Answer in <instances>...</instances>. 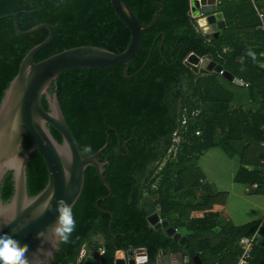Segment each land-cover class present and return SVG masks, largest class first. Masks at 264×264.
I'll list each match as a JSON object with an SVG mask.
<instances>
[{
  "label": "trees",
  "instance_id": "trees-1",
  "mask_svg": "<svg viewBox=\"0 0 264 264\" xmlns=\"http://www.w3.org/2000/svg\"><path fill=\"white\" fill-rule=\"evenodd\" d=\"M123 1L144 26L161 9L153 2L164 6L154 27L141 34L128 76L143 66L159 38L146 67L131 79L124 78V66H119L75 69L56 81L60 108L83 158L97 153L105 143L106 131L113 130L109 146L98 159L107 163L104 178L112 194L97 207L96 202L108 191L93 168L85 171L82 193L72 208L75 230L67 243L59 244L52 264H78L80 256L85 260L79 264H90L92 259L84 252L95 237L102 239L92 247L96 252L103 249L95 257L101 264H114L116 252L130 249H145L148 264H155L165 250L181 253L190 264L195 256L204 264H237L234 250L239 249L242 238L256 232L261 246L253 249L249 264H264V222L241 228L228 222L216 232L220 217L227 218L226 194L196 196V191L205 189L198 161L211 149H219L229 159L238 157L240 170L234 182L256 185L262 192L264 38L256 32V9L250 0L220 2L217 12L223 14L226 28L215 39L203 34L196 20L188 16L189 0ZM12 14H19L18 26L23 32L42 24L53 27V39L36 55L35 63L84 46L120 54L130 42V32L115 15L110 0H0V18ZM47 37L46 30L21 36L14 30L12 18L0 20V103L23 58ZM249 49L256 53L255 61L247 56ZM191 54L220 65L242 81L243 87L222 75L193 74L184 65ZM42 105L48 109L45 100ZM184 109L200 114L189 121L180 150L172 157L168 151ZM49 128L61 143L58 131ZM86 146L91 152L85 153ZM30 147L25 137L22 153ZM164 161L158 185L144 196L153 169ZM47 182L45 162L35 153L27 167L28 196L39 194ZM12 195L9 173L0 198L7 202ZM104 212L112 216L110 229L111 218ZM153 214L172 228L185 230L187 245L181 247L163 230L151 227L147 218Z\"/></svg>",
  "mask_w": 264,
  "mask_h": 264
},
{
  "label": "water",
  "instance_id": "water-1",
  "mask_svg": "<svg viewBox=\"0 0 264 264\" xmlns=\"http://www.w3.org/2000/svg\"><path fill=\"white\" fill-rule=\"evenodd\" d=\"M153 3L161 9L152 18L151 23L144 26L123 0H110L115 15L128 28L131 35L129 45L123 53L117 54L103 48L84 46L63 51L39 63H35V57L52 41L53 27L42 24L23 32L18 26L19 14L0 18V20L12 18L14 30L21 36L32 35L42 30L48 32L47 39L32 48L23 58L17 75L10 82L0 103V189L9 173L12 174L13 182L11 199L4 202L0 198V233L11 234L21 244L28 245L29 251L26 255L30 264H52L60 244L49 232L56 220L57 201L63 200L72 208L75 206L82 193L85 171L88 168L91 167L96 171L99 180L108 191V195L100 198L96 206L98 207L99 202L105 201L112 194L104 178V167L107 163H101L98 159L109 146V134L113 130L106 131L105 143L97 153L83 158L60 108L56 81L63 73L75 69L98 70L119 66H124L125 79L135 77L146 67L159 38L153 42L143 66L135 74L128 76L141 34L154 27L164 9L162 4ZM189 5L188 16L197 21L198 28L201 31L208 28L209 33L218 39L226 28V22L221 12H214L215 2L209 13H203V8L208 6V0H189ZM161 47L162 43L159 51ZM199 61L198 56L191 54L184 65L195 75L216 76L223 71L220 65L208 58H202V61ZM222 76L239 87L244 85L242 81L235 79L229 73L224 72ZM53 87L55 90L50 93ZM43 100L48 106L47 110L42 105ZM49 127L58 131L62 139L61 143L53 137ZM25 137L29 139L31 147L22 153ZM35 153H38L45 162L48 182L39 194L29 197L27 167ZM49 204L50 207L46 210ZM104 213L111 218L110 229L112 216L108 212ZM147 221L154 229L163 230L165 235L179 246L187 245V237L172 228L167 220H160L158 214L151 215ZM37 233H43V235L38 238ZM47 251L51 252V256L45 255ZM163 255H167V252L164 251ZM145 256H147L145 249L118 251L115 254L114 264H135V260L139 264H144L147 261ZM192 261L193 264H203L199 256L193 257ZM159 262L162 263V260L159 259Z\"/></svg>",
  "mask_w": 264,
  "mask_h": 264
},
{
  "label": "rangeland",
  "instance_id": "rangeland-1",
  "mask_svg": "<svg viewBox=\"0 0 264 264\" xmlns=\"http://www.w3.org/2000/svg\"><path fill=\"white\" fill-rule=\"evenodd\" d=\"M258 7L261 11H264V1L258 2ZM218 9L217 7H214V12H216ZM197 22V21H196ZM202 32V31H201ZM203 33V32H202ZM206 35H211L209 33ZM180 150V148H179ZM168 159V157L166 158ZM174 159V158H173ZM165 161L162 162L161 164L155 166L153 176L150 178V180L147 182L145 185V190H144V196L147 195L148 191L154 190L156 186L159 183L160 179V174L162 172V168L164 167ZM198 166L200 168V171L202 175H204V178L206 177L207 179H211V182H216V185L213 187L214 191L218 190L223 192H226V196L229 195L230 197V203H235L236 204V210L238 211L242 207L244 210H246L249 213L254 214L255 216L259 217L260 221H264V193L262 194H254L250 196L246 191V195L244 196V199L239 201V197L237 200L230 194L234 192V190H231V187L235 188V194L238 193V191H242L241 187H235V184L232 183L231 176L232 173L234 172V169L238 168V162L236 159H229L226 157L219 149H211L208 152L204 153L203 156L199 159L198 161ZM215 179V181H214ZM248 194V195H247ZM240 203V205L237 206V203ZM246 201H253L257 203L259 208H263V210L257 209H252V206L246 202ZM255 211V213L253 212ZM250 221V220H247ZM237 223V221H235ZM260 223V222H259ZM182 231L183 235H187V232L185 230H180ZM102 239L100 237H95L92 239L90 243V256L96 257V254L92 252L94 249L92 248L95 244H101ZM96 251V250H94Z\"/></svg>",
  "mask_w": 264,
  "mask_h": 264
},
{
  "label": "crops",
  "instance_id": "crops-1",
  "mask_svg": "<svg viewBox=\"0 0 264 264\" xmlns=\"http://www.w3.org/2000/svg\"><path fill=\"white\" fill-rule=\"evenodd\" d=\"M224 1H226V0H214L213 3L215 2V8L218 6V4H220V2L223 3ZM258 2H260V1H258ZM258 2L256 4L257 6H254L252 3L251 4L254 6V8L256 7L255 9H256V11H257V13L259 15V14H261L263 12L259 9ZM217 9H218V7H217ZM224 21H225V19H224ZM232 159H236L237 160V162H238V168L237 169H234V172L232 173V176H231V180H232V183L235 184V187H241L242 191H238V193L235 194V188L234 187H231V190H234V192H232L230 194L236 200L239 197V201H241V200L244 199V196L246 195L245 194L246 192L250 196H252L254 194H262V193H264L263 190H262L261 193H259L257 191L256 185H254V186L251 187V186H247V185L236 184L234 182L235 177H236L238 171L240 170V162H239V158L238 157H234ZM248 170H253V169L252 168H248ZM210 180L211 179H207L205 177V180L203 181V185L205 186V189L204 190L201 189V190L196 191V196L198 198L203 197L206 193H212V194H214V193H222L221 191H218V190L214 191V188L213 187L216 185V182L213 183ZM214 181H215V179H214ZM223 194H227V193L226 192H223ZM239 201L237 203V206L240 205ZM246 202H248L252 206V209H255L257 207V209L263 210V208H259L258 205H257V203H255L253 201H251V202L246 201ZM235 208H236V204L235 203H232V202L230 203V197H229V195H227L226 204H225V211H226L227 218H225L223 216L220 217V219H219L220 225L216 228V232H219L220 229L223 226H225L228 222H230L232 224V226L235 227V228H241V227H243L245 225H248V224H257L259 222H260L259 224L261 225L264 222V221L263 222L260 221L259 220V217H257L254 214L249 213L246 210H244V208H246V207H244V208L242 207L238 211ZM253 212L255 213L254 210H253ZM247 220H250V221H247ZM235 221H237V223ZM178 232H180L182 234V231L179 230ZM183 236L187 237L186 234L183 235ZM89 247L90 246L86 247L85 252H84L85 255H86V257H89L90 256V251H89L90 248ZM163 252L164 251H161L159 257L157 258L158 264H190L188 262V260L187 259H184L183 256H182V254L179 253V252L178 253H170V252L166 251L167 252V255H163ZM235 252L238 253V256H237V261H238V258L240 256V249H238V248L235 249L234 250V253ZM159 259L162 260V263H160L161 261L159 262ZM94 260L95 259H92V261L90 262V264H95ZM201 262L203 263L202 260H201ZM191 264H193V261H192Z\"/></svg>",
  "mask_w": 264,
  "mask_h": 264
},
{
  "label": "clouds",
  "instance_id": "clouds-1",
  "mask_svg": "<svg viewBox=\"0 0 264 264\" xmlns=\"http://www.w3.org/2000/svg\"><path fill=\"white\" fill-rule=\"evenodd\" d=\"M246 54L253 61L256 60V53L251 49ZM89 152H91V147L86 146L85 153ZM48 207H50V204L46 206V210ZM56 213V220L50 227L49 232L55 241L67 243L76 227L72 207L67 202L59 200L56 205ZM42 235L43 233H37L38 238ZM28 251L27 244H21L11 234L0 233V264H30V260L26 255ZM45 255L51 256V252L47 251Z\"/></svg>",
  "mask_w": 264,
  "mask_h": 264
},
{
  "label": "built area",
  "instance_id": "built-area-1",
  "mask_svg": "<svg viewBox=\"0 0 264 264\" xmlns=\"http://www.w3.org/2000/svg\"><path fill=\"white\" fill-rule=\"evenodd\" d=\"M250 2L254 6H257L256 4L258 0H250ZM258 16H259V24L256 28V32L261 34L264 38V18L261 14H259ZM201 61H202V58H200L199 62ZM223 74H224V71L220 72L219 75H223ZM245 87H248V85H245ZM199 114L200 112L198 110L189 112L187 109H184L182 111L180 122H179L180 128L172 136V146L170 150L168 151L169 156H172V157L176 156L177 152L179 151V147L181 143L183 142L182 140L183 134L186 132L189 121L196 119L199 116ZM197 135L199 134L197 133ZM260 173L262 177V190L264 192V168L260 170ZM260 246H261V242H260V238L257 232L251 237L242 238L239 242L240 256L238 258L237 264H249V260L251 258L253 249L256 247H260ZM92 252L100 256L103 254V249L101 248L97 252L93 250ZM145 257L147 261L144 264H148V256H145ZM88 258L95 259V257L93 256H89ZM83 260H85V257L80 256L78 259V264L81 263ZM94 262L95 264H101L98 259H95ZM135 264H139L137 260H135ZM155 264H158V262L156 261Z\"/></svg>",
  "mask_w": 264,
  "mask_h": 264
},
{
  "label": "bare ground",
  "instance_id": "bare-ground-1",
  "mask_svg": "<svg viewBox=\"0 0 264 264\" xmlns=\"http://www.w3.org/2000/svg\"><path fill=\"white\" fill-rule=\"evenodd\" d=\"M214 0H208V6L203 8V13H209L212 11V8L214 6L213 3ZM204 32V34L208 33V28H205L202 30Z\"/></svg>",
  "mask_w": 264,
  "mask_h": 264
}]
</instances>
